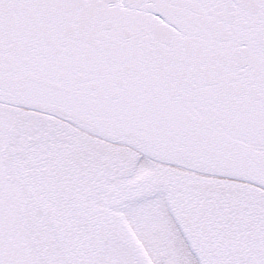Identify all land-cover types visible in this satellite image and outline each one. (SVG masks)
I'll use <instances>...</instances> for the list:
<instances>
[{"label": "snow or ice", "instance_id": "snow-or-ice-1", "mask_svg": "<svg viewBox=\"0 0 264 264\" xmlns=\"http://www.w3.org/2000/svg\"><path fill=\"white\" fill-rule=\"evenodd\" d=\"M0 264H264V0H0Z\"/></svg>", "mask_w": 264, "mask_h": 264}]
</instances>
